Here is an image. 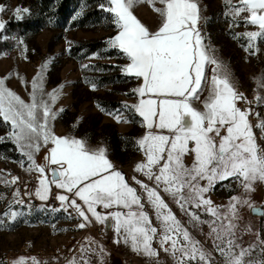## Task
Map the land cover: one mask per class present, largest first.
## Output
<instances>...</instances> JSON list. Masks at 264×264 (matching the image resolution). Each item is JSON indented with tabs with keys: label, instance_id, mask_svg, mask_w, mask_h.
Listing matches in <instances>:
<instances>
[{
	"label": "snow or ice",
	"instance_id": "obj_1",
	"mask_svg": "<svg viewBox=\"0 0 264 264\" xmlns=\"http://www.w3.org/2000/svg\"><path fill=\"white\" fill-rule=\"evenodd\" d=\"M144 2L152 4L160 18L155 31L134 14ZM225 6L233 25L257 26L258 30L234 36H243L246 48L255 55L256 42L264 41V0H239V4L225 0ZM99 7L112 14L118 29L107 43L129 61L123 71L140 81L132 90L137 102L125 107L142 118L145 129L136 141L144 160L134 168L143 179L126 178L104 147L93 148L84 139L56 134L53 122L64 110L54 111L53 106L63 86L45 90L46 63L31 81L28 101L7 87V78H0V122L10 126L8 139L27 157L26 170L39 173L35 196L47 201L53 188L62 190L55 198L63 210L74 209L82 218L79 228L87 227L93 218L105 226L111 221L114 242L130 246L152 264H161V253L171 257L173 264H264V229L255 230L242 215L247 208L264 216V207H256L251 198L255 186L264 183V144L254 130L264 140V119L252 107L239 106L240 102L264 105V96L257 94L249 101L237 89L226 65L206 42L207 18L200 0H105ZM5 11L0 5V14ZM28 12L17 8L14 17L22 20V13ZM243 13L248 15L238 21ZM5 27L0 16V32ZM258 82L264 88V77ZM116 119L121 122L120 114ZM4 140L0 136V142ZM42 147L48 152L44 164L36 160ZM188 156L190 165L185 162ZM224 181L237 182L243 191L226 205H216L206 194ZM14 203L25 202L21 198ZM173 204L184 220L173 211ZM21 214L12 210L4 215L16 219ZM205 214L210 218H202ZM197 234L204 235L211 247ZM246 235L254 240L245 242ZM91 243L95 241L82 246L83 255L69 264H91L90 253L103 254V246L92 248ZM14 264H27L26 258ZM32 264L41 262L32 258Z\"/></svg>",
	"mask_w": 264,
	"mask_h": 264
},
{
	"label": "rangeland",
	"instance_id": "obj_2",
	"mask_svg": "<svg viewBox=\"0 0 264 264\" xmlns=\"http://www.w3.org/2000/svg\"><path fill=\"white\" fill-rule=\"evenodd\" d=\"M200 3L204 9L203 15L207 18L203 25L206 42L226 65L237 89L246 97L253 99L257 94L264 96V88H261L258 82L264 77V41L256 42L258 49L253 55L246 48L248 41L243 36L239 39L234 38L235 34L258 30L257 26L245 25L242 22L238 26L233 25L231 17L226 15L225 0H200ZM232 3L239 4V0H232ZM0 5L6 8V11L0 14L6 26L12 21H25V18L33 21L41 19L37 0H0ZM17 8L29 10L28 13H22L24 19L18 20L14 17ZM134 14L150 31L158 28L160 18L152 4L147 2L139 4L134 9ZM247 15L248 13H243L241 17H237V20L242 21V17ZM44 26V29L36 35L26 34L20 38L15 33L5 34L6 27L0 32V78H7V87L28 101L32 91L31 81L47 63V69L44 71L45 90L52 92L54 89L60 90L63 86L62 94L53 106L54 111L64 110L53 122L56 134L84 139L93 148L104 147L115 168L121 170L126 178L130 180L136 175L143 179L140 174L135 173L134 168L138 162L144 160L136 141L142 137L145 129L142 127V118L130 107H125L137 102V96L132 90L140 83L134 76L123 71L129 61L125 56L104 59L95 55L79 61L71 56L72 49L81 45L107 43L108 39L118 31L112 19L108 18L103 25L89 30L62 31L49 23H45ZM84 65L89 67L85 68ZM100 66H110L115 69L108 71ZM117 77L121 79H114ZM111 79L114 81L105 83L106 80ZM117 114H120L121 122L117 121ZM10 131L9 125L0 122V136L5 137L0 145L8 144L14 148L10 153L5 152L0 155V184L4 183L9 175L18 177L19 182L32 177L37 178L39 173L26 170L29 166L27 157L22 155L13 140L8 139ZM47 155V147H42L36 153L37 163L44 164V157ZM185 162L190 165L192 157H186ZM38 186L37 179L33 199L40 205L38 210L24 211L12 221L7 218L0 219V264H14L21 257L7 260V254L11 251L20 254L25 248L49 254L60 247V260L64 258L66 262L68 260L65 264H69L70 259L73 258H65L68 221L63 215L45 209L46 201H41L35 196ZM242 191L237 182L224 181L217 183L206 195L216 205H226L230 197L239 196ZM60 192L62 190L53 188L52 194L56 197ZM251 198L256 207H264V183L255 186ZM56 201L60 210L65 211L61 202L57 199ZM172 207L180 219L184 220L185 217L176 206L173 204ZM242 215L245 221L255 226V230L264 229V219L254 217L249 209L242 210ZM202 218L210 217L205 214ZM88 227L94 229L92 223ZM207 231L205 227L204 232ZM197 238L211 247V242L206 240L204 235L197 234ZM244 240L250 242L254 237L246 235ZM59 257L35 259L41 264H59L62 262L58 261ZM139 257L141 258L142 255L140 254ZM26 261L27 264H32V259ZM144 261L152 262L150 259ZM160 261L161 264H173L171 257L164 253H161Z\"/></svg>",
	"mask_w": 264,
	"mask_h": 264
},
{
	"label": "trees",
	"instance_id": "obj_3",
	"mask_svg": "<svg viewBox=\"0 0 264 264\" xmlns=\"http://www.w3.org/2000/svg\"><path fill=\"white\" fill-rule=\"evenodd\" d=\"M105 0H37L41 19L25 18V21L10 22L5 29V34L15 33L22 37L26 34L36 35L44 29V24L49 23L62 31L66 30H89L103 25L108 18L112 19V14L99 7ZM99 55L104 59H117L123 57L118 49H112L106 42H97L81 45L73 48L71 56L79 61L91 56ZM104 70H113L110 66H100ZM114 79H121L120 77ZM106 80L105 83L114 81ZM14 148L8 144L0 145V155L10 153ZM264 219V216L262 217Z\"/></svg>",
	"mask_w": 264,
	"mask_h": 264
},
{
	"label": "built area",
	"instance_id": "obj_4",
	"mask_svg": "<svg viewBox=\"0 0 264 264\" xmlns=\"http://www.w3.org/2000/svg\"><path fill=\"white\" fill-rule=\"evenodd\" d=\"M249 101H253L254 99L251 97H247ZM239 106L243 109L245 107H252L255 112L260 114V119H264V106L260 104L253 103L248 105L244 102H240ZM253 125L257 123V118L255 116L250 117ZM256 131V135L258 137V142L264 144V140H259L260 132L258 129H254ZM14 178L13 175H9L6 177L7 181H11ZM5 180V181H6ZM37 184V178L32 177L29 179H25L22 182L17 181L16 183H1L0 184V219H9L13 220L10 215H4L5 213H10L12 210H16L20 213L24 211H34L38 210L40 205L35 202L33 199V191ZM19 189L20 196H16V191ZM23 199L25 202L23 205H17L14 203L17 199ZM11 205V208H10ZM45 209L52 213H58L63 215L68 221V243L72 246H76L81 244L84 239L89 236L90 231L87 228H79V224L82 223V218H80L74 209H68L67 211H61L60 206L58 205L54 195L52 194L50 198L46 201L44 205ZM96 241H101L104 237L103 232H95L93 235ZM61 254L60 247L55 248L49 254L44 251H37L30 248H25L20 252V254H15L14 252H9L7 254L6 259L9 260L15 257H24L26 259H48V258H57ZM125 264H137V259L135 257L128 256L124 258Z\"/></svg>",
	"mask_w": 264,
	"mask_h": 264
},
{
	"label": "crops",
	"instance_id": "obj_5",
	"mask_svg": "<svg viewBox=\"0 0 264 264\" xmlns=\"http://www.w3.org/2000/svg\"><path fill=\"white\" fill-rule=\"evenodd\" d=\"M92 225L94 227L93 230H91L88 226L85 227L89 229L90 234L84 239V241L81 244L72 246L68 244V241L66 240L65 247L67 249V252L65 258L67 259H70L71 257L80 258L83 255V253L81 252L82 246L88 245L90 241H95V243H91L90 246L92 248H96V245L99 244L103 246L104 252L102 255H96L90 253L88 255V259L90 260L91 264H101V262L102 264H125L124 258L128 256L135 257V259H137V264H152V262L144 261V259H149V258L143 255L140 258L139 257L140 254L133 252L130 246L125 245L124 243L117 244L114 242L116 239V234L114 232L113 227L111 226V221L108 223V226H105V225H101L98 222H95L94 220L92 222ZM97 231L104 233V237L101 241H96L93 237L94 233ZM58 261H62L59 264L68 263V260L67 262L66 259L64 258H61L60 260V257L58 258Z\"/></svg>",
	"mask_w": 264,
	"mask_h": 264
},
{
	"label": "water",
	"instance_id": "obj_6",
	"mask_svg": "<svg viewBox=\"0 0 264 264\" xmlns=\"http://www.w3.org/2000/svg\"><path fill=\"white\" fill-rule=\"evenodd\" d=\"M252 215H253L254 217H256V218H262V217H263V216H258V215L254 214V213H252Z\"/></svg>",
	"mask_w": 264,
	"mask_h": 264
},
{
	"label": "flooded vegetation",
	"instance_id": "obj_7",
	"mask_svg": "<svg viewBox=\"0 0 264 264\" xmlns=\"http://www.w3.org/2000/svg\"><path fill=\"white\" fill-rule=\"evenodd\" d=\"M178 216V215H177ZM179 217V216H178ZM180 218V217H179Z\"/></svg>",
	"mask_w": 264,
	"mask_h": 264
}]
</instances>
